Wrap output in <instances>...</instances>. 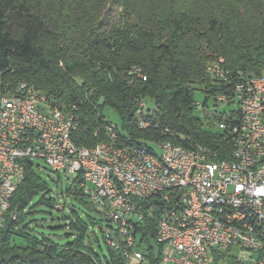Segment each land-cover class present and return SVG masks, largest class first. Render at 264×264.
Listing matches in <instances>:
<instances>
[{"label":"trees","instance_id":"obj_1","mask_svg":"<svg viewBox=\"0 0 264 264\" xmlns=\"http://www.w3.org/2000/svg\"><path fill=\"white\" fill-rule=\"evenodd\" d=\"M110 5L122 7L127 16L114 31L100 20ZM220 58L229 82L207 69ZM240 71H264V0H0V91L26 81L58 109L73 110L79 145L111 140L104 114L111 106L122 121L118 143L152 148L151 142L166 140L184 146L201 142L218 158H228L232 137L214 129L213 120L237 122L240 111L200 110L196 92L204 94L205 107L220 93L231 96ZM39 171L33 161L26 162L25 179L0 229V264H137L110 247L103 257L93 248L90 225L102 226L104 218L78 178L52 196ZM41 192L40 203L49 213L58 211L63 221L51 228L72 236L65 243L53 238L57 233L31 232L25 222ZM61 194L67 198L57 208ZM141 203V248L150 264H158L163 245L156 242L157 227L165 203L159 196ZM80 205L97 217L84 214ZM17 236L25 242L17 243ZM221 262L240 264L230 250L215 254L213 264Z\"/></svg>","mask_w":264,"mask_h":264},{"label":"built area","instance_id":"obj_2","mask_svg":"<svg viewBox=\"0 0 264 264\" xmlns=\"http://www.w3.org/2000/svg\"><path fill=\"white\" fill-rule=\"evenodd\" d=\"M223 61H214L219 69H212V62L207 69L227 80L229 70ZM213 102V107H205L198 100L197 107L211 113L224 108L240 111L237 122L213 120L232 137L230 157L218 158L211 146L201 142H196L194 152L157 143H150L152 148L126 143L144 157V164L133 165L123 153L122 159H114V152L121 150L107 148L105 141L95 151L79 150L66 135L57 102L32 90L26 81L23 88L0 91V229L5 228L12 195L25 179L26 162L33 161L41 170L35 162L41 159L68 179H79L83 194L108 222L107 246L137 264H150L141 248L139 227L145 216L141 202L153 196L165 203L162 226L157 227L156 242L163 245L158 264H213L216 253L228 250L246 254L237 255L240 264H264V71H240L233 94L220 93ZM140 105L146 107L145 102ZM108 126L114 135L121 130L115 124ZM144 173L157 177L161 190L146 184ZM66 198L61 194L55 206L63 208ZM202 198H220L224 207H202ZM201 208L219 211V219H183V211ZM240 225L258 228V238L242 237ZM122 240L130 241V250L122 249Z\"/></svg>","mask_w":264,"mask_h":264},{"label":"rangeland","instance_id":"obj_3","mask_svg":"<svg viewBox=\"0 0 264 264\" xmlns=\"http://www.w3.org/2000/svg\"><path fill=\"white\" fill-rule=\"evenodd\" d=\"M122 17H127L122 7L116 5H110L107 7V10L104 12V15L100 18L101 22L107 23L109 30L114 31L120 28L123 25L124 19ZM132 19V18H131ZM196 98L200 102L204 100V94L201 91L196 92ZM150 103L148 102V105ZM210 106L213 107V99L209 102ZM226 105V104H223ZM222 106V105H221ZM228 107V106H226ZM199 115L202 113L197 112ZM104 114L107 121L110 124L118 125L119 128L122 126V121L117 110L111 106H106L104 108ZM214 129L218 128L217 124L213 125ZM35 162L40 164L42 167L39 173L42 178L46 181L47 187L50 190V194L52 196L57 195L61 191V187H66L68 184L73 182L72 178L68 179L66 177L65 172H57L53 171L43 160L36 159ZM42 192L35 195L31 205L32 213L28 214L25 218V222L30 224L31 232L40 234V232L45 233H57V235H52L56 241L60 243H65L68 240L72 239V236H67L63 229H52V226L57 224H61L63 221H58L57 216L60 213L56 210H52V213H49L50 208L40 203V199L42 197ZM80 209L84 214H90L92 216L97 217V213L89 210L87 207L80 205ZM54 219V220H53ZM108 222L106 220L103 221L102 226L99 225H90L89 232L91 234L90 241L92 242L93 248L97 251L100 256H104L109 253L108 246L104 240V230L107 228ZM93 234L98 237V240L93 236ZM17 243H24L25 239L21 236L16 237ZM236 255L245 256V253H235ZM136 263V262H135ZM172 264V263H169ZM221 264H226V262H221Z\"/></svg>","mask_w":264,"mask_h":264},{"label":"bare ground","instance_id":"obj_4","mask_svg":"<svg viewBox=\"0 0 264 264\" xmlns=\"http://www.w3.org/2000/svg\"><path fill=\"white\" fill-rule=\"evenodd\" d=\"M212 69H219V62H212ZM17 88H23V82L20 83ZM32 90H40L39 88L33 87ZM58 114H60L66 126V135H70L71 143L79 147V150L84 152H92L98 149L100 143L95 147H86L84 145H79L74 140V134L78 127V117L77 114L71 109H58ZM146 125V124H142ZM107 133L111 140L105 141V146L107 148H113V150H121V152H114V159H122V153L124 158L129 164L142 165L144 164V157L137 150L131 148L128 144L118 143L116 140L118 135L109 133V126H107ZM157 143L159 145H167L169 149L180 150L186 152H194L196 148V143L189 146H184L180 143L174 142L172 140H166L163 142H151ZM144 180L146 184H151V188L154 190H161V182L157 177H152V173H144ZM11 207V206H10ZM202 207H224V200L220 198H202ZM183 219L186 222H201V221H214L219 219V211H214L212 208H201L196 209V211H183ZM158 226H162V217H160ZM239 233L244 238H258V228L251 225H240ZM122 249L130 250V241L122 240Z\"/></svg>","mask_w":264,"mask_h":264},{"label":"water","instance_id":"obj_5","mask_svg":"<svg viewBox=\"0 0 264 264\" xmlns=\"http://www.w3.org/2000/svg\"><path fill=\"white\" fill-rule=\"evenodd\" d=\"M101 221H102L101 218H99L98 222L100 223Z\"/></svg>","mask_w":264,"mask_h":264}]
</instances>
